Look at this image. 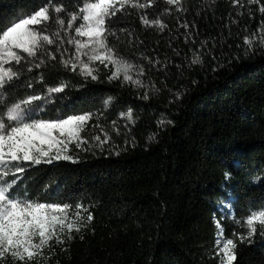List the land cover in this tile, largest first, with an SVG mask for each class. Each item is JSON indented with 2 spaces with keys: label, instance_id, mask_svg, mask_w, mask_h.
<instances>
[{
  "label": "trees",
  "instance_id": "trees-1",
  "mask_svg": "<svg viewBox=\"0 0 264 264\" xmlns=\"http://www.w3.org/2000/svg\"><path fill=\"white\" fill-rule=\"evenodd\" d=\"M151 1L144 13L128 7L112 18L116 35L109 44L144 68L140 79L158 88L155 94L121 78L109 82L106 71L85 81L71 71L44 69L25 73L5 94L10 103L67 81L40 118L91 113L118 125L105 137L106 149L75 148V163L36 165L22 174L21 195L87 209L81 231L45 250L39 264H219L217 222L223 239L237 243L233 264H264L259 230L250 243L238 240L247 233L242 221L250 210H264V181L253 182L264 176V48L254 43L245 56L243 45L245 37L259 39L264 0H238L253 9L244 17L234 14V0H185V12H172L166 0ZM83 2L52 0L66 12ZM48 3L0 0V32ZM66 12L59 14L65 20ZM141 17L166 27L146 26ZM64 47L68 58L72 47ZM196 56L203 64L191 63ZM41 73L43 83L24 87ZM146 91L149 98L142 99Z\"/></svg>",
  "mask_w": 264,
  "mask_h": 264
},
{
  "label": "snow or ice",
  "instance_id": "snow-or-ice-1",
  "mask_svg": "<svg viewBox=\"0 0 264 264\" xmlns=\"http://www.w3.org/2000/svg\"><path fill=\"white\" fill-rule=\"evenodd\" d=\"M251 2L255 0H249ZM150 3L151 0L148 4L140 0H84L82 4L75 5L76 11L66 12L65 7L49 0L47 5L30 15L21 16L18 22H13L0 32V106L3 108L0 110V264H5L9 258L13 264H39L38 258L44 255L45 250L50 252L55 246L72 240L73 230L81 231L85 223L81 213L87 211L82 205L40 202L38 198L21 195V191L26 193V189H21L20 184L22 174L30 167L62 160L77 162L70 154L71 148H86L88 141L82 137V132L93 118L91 113L55 120L40 118L39 114L45 111V106L59 99L58 94L64 93L69 86L67 81H61L56 86H45L44 92L36 94L34 85L44 82L43 73L24 84L25 88L34 89L33 94L12 99L10 103L5 99V94L11 95V89L17 86L21 76L34 69H44L50 73L71 71L85 81H96V62L106 67L109 64L114 66L115 71L109 75V82L122 75L123 82L149 88L155 94L159 89L140 79L144 68L114 54L109 44V37L116 35L112 18L129 6L146 9ZM166 3L177 5L180 0H166ZM50 9L54 16L50 15ZM260 11L264 13V7ZM63 12H66L67 20L59 15ZM141 19L149 27L156 26L160 30L166 27L160 19ZM181 27L187 29V22ZM255 35H258V40L243 38L245 56L251 54L254 43L264 48V23ZM65 44L74 48L68 58H64L68 52ZM56 53L60 54L59 59ZM191 63L203 64V59L196 56ZM133 70L136 71V78L131 74ZM141 98L148 99L149 91L144 92ZM128 115L131 116V111ZM157 123L163 126L164 121ZM155 135H152L153 139ZM94 139L97 146L107 142L99 136ZM230 180L231 175L226 174L225 184ZM260 181H264V176L253 182ZM92 220L93 216L87 214L86 222ZM242 224L247 233L238 236L240 243H250L258 230L264 235V210H250ZM217 228L216 255L219 264H233L237 259V243L232 238L224 241L219 222Z\"/></svg>",
  "mask_w": 264,
  "mask_h": 264
},
{
  "label": "rangeland",
  "instance_id": "rangeland-1",
  "mask_svg": "<svg viewBox=\"0 0 264 264\" xmlns=\"http://www.w3.org/2000/svg\"><path fill=\"white\" fill-rule=\"evenodd\" d=\"M205 1L209 2V4H210L213 0H205ZM140 2L148 4L149 0H140ZM184 2H185V0H180L179 4L170 5L171 6L170 10L172 12H177V11L185 12L186 8L184 6ZM153 5H154V3L151 1L149 7H151ZM129 7H131V6H129ZM137 10H139L141 13H144L145 9H137ZM50 11H52V10L50 9ZM252 11H253V9L249 6L248 3L241 2L238 0L235 1L234 6H233V12L238 17H244L245 15H251ZM24 16H27V15H24ZM234 20L237 21L236 18ZM16 22H18V21H16ZM71 47H72V49L70 52L72 54V52L74 51V48H73V46H71ZM95 66L98 69L97 75L102 74L103 71H106V73H108V75H110L112 72L115 71L114 66L111 64L107 65V67H106L104 65H100L99 62H96ZM131 74L134 78H136V71L135 70H133ZM120 78L122 79V75ZM128 84L134 85L131 83H128ZM135 87H137V86H135ZM0 110H2V106H0ZM39 115H41V113ZM92 117L93 118L88 122V125L85 127L84 131L82 132V137L88 141L87 146H86V148H77V149H81L83 151H88V152H93L97 149H106L107 146H104V145L97 146V141L94 139V137L99 136L101 138V140H105V137L107 136V134L110 131H112L114 129H118L117 128L118 125H111V124L107 125L105 123V121L107 122L108 120L103 119L104 117L101 114H92ZM122 118H124V121H122V122L126 123L125 116ZM72 149H75V147H72L71 150Z\"/></svg>",
  "mask_w": 264,
  "mask_h": 264
}]
</instances>
